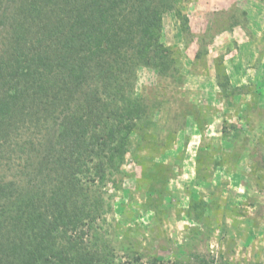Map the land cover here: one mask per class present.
<instances>
[{
	"label": "trees",
	"instance_id": "16d2710c",
	"mask_svg": "<svg viewBox=\"0 0 264 264\" xmlns=\"http://www.w3.org/2000/svg\"><path fill=\"white\" fill-rule=\"evenodd\" d=\"M183 1L0 0V264H140L106 238L105 188L123 175L132 134L153 121L139 69L179 80L163 28L174 12L190 36ZM169 174L145 171V210L170 202ZM210 205L191 199L187 214L204 223Z\"/></svg>",
	"mask_w": 264,
	"mask_h": 264
},
{
	"label": "rangeland",
	"instance_id": "374dc122",
	"mask_svg": "<svg viewBox=\"0 0 264 264\" xmlns=\"http://www.w3.org/2000/svg\"><path fill=\"white\" fill-rule=\"evenodd\" d=\"M180 9L192 43L174 12L163 28L179 80L139 69L136 94L154 107L153 121L132 134L123 175L105 188L111 208L100 224L126 262L264 264V0H191ZM227 79L230 96L219 87ZM153 165L170 173L159 215L144 207ZM194 198L211 204L204 223L187 214Z\"/></svg>",
	"mask_w": 264,
	"mask_h": 264
}]
</instances>
